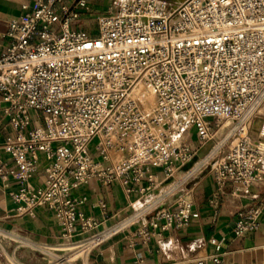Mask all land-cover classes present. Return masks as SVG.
Wrapping results in <instances>:
<instances>
[{"label": "built area", "instance_id": "2783aa9c", "mask_svg": "<svg viewBox=\"0 0 264 264\" xmlns=\"http://www.w3.org/2000/svg\"><path fill=\"white\" fill-rule=\"evenodd\" d=\"M88 10L86 0H34L0 32V104L16 130L0 143V181L19 184L10 193L17 215L47 207L61 243L89 255L143 218L136 235L144 240L189 225L197 214L181 190L208 172L251 201L234 234L258 230L264 195L252 188L264 182V0H114L95 35L73 26ZM140 81L155 98L151 109L132 94ZM191 129L201 149L183 142ZM95 179L121 182L143 206L99 229L80 208L86 197L74 196Z\"/></svg>", "mask_w": 264, "mask_h": 264}, {"label": "crops", "instance_id": "0c3cea01", "mask_svg": "<svg viewBox=\"0 0 264 264\" xmlns=\"http://www.w3.org/2000/svg\"><path fill=\"white\" fill-rule=\"evenodd\" d=\"M33 1L0 0V32L6 33L10 20L19 15L21 6L31 4ZM86 1L89 10L83 11L82 16H93L96 13L100 16L109 11L104 10L108 3L112 1L114 3V0ZM171 3L179 2L171 0ZM79 28L83 29L81 26ZM0 42L1 54L5 43ZM3 107L4 104L1 103L0 143L16 135L15 128L3 114ZM193 133L194 129L185 133L183 141L194 149H201V142L198 137H193ZM1 158L11 163L10 156L3 151ZM152 172L158 181L163 179L162 170L153 169ZM44 179L45 172L41 166L31 183L40 186ZM18 186L14 180L8 185L0 181V264H13L3 250L9 247L13 252L19 249L22 253L41 251L45 255L44 258L51 257L49 256L51 254L52 264L62 246L58 245L61 243L60 228L45 206L38 207L34 216L17 215L16 204L10 193ZM252 191L263 196L264 182L255 185ZM234 192L235 186L232 183L221 185L211 173L205 172L181 190V195L192 201L194 212L197 214L189 225L180 229L156 231L149 239L144 240L136 235V230L147 221L143 218L95 248L83 263L199 264V260L207 258L203 264H264V215L261 217V227L258 230L236 236L233 229L238 220V213L251 201L238 197ZM74 196L86 197L80 208L87 216L101 221L99 229L115 224L144 204L137 199L138 194L127 195L119 181L104 184L97 179L91 180L76 189ZM101 203L106 205L105 213L100 206ZM209 257H219L222 262L215 263ZM13 260L17 264H23L15 254Z\"/></svg>", "mask_w": 264, "mask_h": 264}, {"label": "rangeland", "instance_id": "374dc122", "mask_svg": "<svg viewBox=\"0 0 264 264\" xmlns=\"http://www.w3.org/2000/svg\"><path fill=\"white\" fill-rule=\"evenodd\" d=\"M164 1H166L167 3H171V0H164ZM113 6H114V3L112 1V2L108 3V5L105 6L106 8H104V10H106V11L110 10V8ZM97 18H98L97 13L93 14V16H82V14H81L79 16V18L74 21L73 26L77 27V28H79L81 26L83 28V30L87 31L88 34L95 35L97 33ZM261 113H262V115H260L259 119H257V120H259V122L262 120V117L264 116V108L261 111ZM36 117L38 119H40L41 122H43L44 116L42 113H37ZM193 137H198L196 132L193 133ZM183 139H184V137H183ZM211 145H212L211 142L207 143L204 146V151H206V149H208ZM199 155L202 156L203 153H201ZM62 244H64V243H61L58 245H62ZM3 250L5 251V253L7 254V256L9 257V259L11 260V262L13 264H17L13 260V254H15L16 257L19 259L20 263H23V264H50V262L53 260V259H51L53 257V255H51V254L49 255V256H51V257H49L50 259L48 257L44 258L45 255L42 254L41 251H36L34 253H22V252H20L21 249H19V250H17V252L14 251L15 252L14 253L12 250H10V247L4 248ZM57 253L63 258L72 259L74 257V255L72 256L73 251L72 252L60 251ZM74 264H84V263L81 260H76V261H74Z\"/></svg>", "mask_w": 264, "mask_h": 264}, {"label": "bare ground", "instance_id": "6f19581e", "mask_svg": "<svg viewBox=\"0 0 264 264\" xmlns=\"http://www.w3.org/2000/svg\"><path fill=\"white\" fill-rule=\"evenodd\" d=\"M175 1L179 2L175 4V5H178L185 0H175ZM132 94L140 97L143 103L145 104V106L149 109H151L155 104V98L152 94L151 88L145 83H143L142 81H140L134 87ZM58 251L59 252L60 251L72 252L73 251L72 256L74 255V257L72 259H69V258H63L60 255H57L55 258V261L52 264H74V261L81 260L82 262H84V260L88 257V253L76 250V247L73 245L63 244L61 248H59Z\"/></svg>", "mask_w": 264, "mask_h": 264}, {"label": "water", "instance_id": "95a60500", "mask_svg": "<svg viewBox=\"0 0 264 264\" xmlns=\"http://www.w3.org/2000/svg\"><path fill=\"white\" fill-rule=\"evenodd\" d=\"M188 166H189V165H188ZM188 166H187V167H188ZM187 167H186V168H187Z\"/></svg>", "mask_w": 264, "mask_h": 264}]
</instances>
